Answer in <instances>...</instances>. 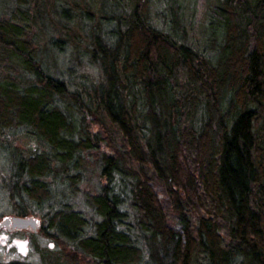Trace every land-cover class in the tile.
I'll return each mask as SVG.
<instances>
[{
  "label": "trees",
  "instance_id": "1",
  "mask_svg": "<svg viewBox=\"0 0 264 264\" xmlns=\"http://www.w3.org/2000/svg\"><path fill=\"white\" fill-rule=\"evenodd\" d=\"M150 1H0L5 190L16 214L46 206L68 261L264 264V0H207L194 21L192 0ZM63 42L66 76L45 63ZM96 168L91 215L62 207Z\"/></svg>",
  "mask_w": 264,
  "mask_h": 264
},
{
  "label": "rangeland",
  "instance_id": "2",
  "mask_svg": "<svg viewBox=\"0 0 264 264\" xmlns=\"http://www.w3.org/2000/svg\"><path fill=\"white\" fill-rule=\"evenodd\" d=\"M161 1L162 0L150 1L152 15L156 16V11H159L161 7ZM205 2H207V0H192L189 2L188 10H190L189 12L191 13V21H194L196 16L200 14L201 6ZM180 9L181 11L186 9L184 3H182ZM52 37L63 38L62 34L57 31L51 34V38ZM61 46L63 47H55L53 51L51 50L48 53L45 63L49 69L55 70L58 74L60 73L61 76H66V68L74 63V55L71 53L70 44L63 42ZM73 68L74 70L90 73V75L97 73V68L91 65L86 57H82L81 61L75 67L73 65ZM18 133L17 131H11L10 133V139L13 140L11 142L12 146L16 148H27L32 144V141L18 136ZM11 151L12 149L8 146L0 147V220L6 216L16 215V210L20 209V204H16L19 201L11 199L5 190L6 182H10L8 176L11 172ZM102 183L103 179L99 174V169L96 168L94 171L87 174L78 184V191L76 193L63 197L61 203H59L62 207L78 209L86 216H89L91 215V209L85 203L84 194L86 191H97ZM58 197L59 194L56 195V199ZM46 211V206L39 209L34 204L27 206L26 211H24L26 212L25 216L31 215L37 219L36 231L30 228L8 230L5 226L0 227V262L22 260L29 264H88L83 261H68L66 257L68 256L67 253L69 254L70 252L69 247H67L62 240L46 234V230L51 233V230H49L46 225Z\"/></svg>",
  "mask_w": 264,
  "mask_h": 264
},
{
  "label": "water",
  "instance_id": "3",
  "mask_svg": "<svg viewBox=\"0 0 264 264\" xmlns=\"http://www.w3.org/2000/svg\"><path fill=\"white\" fill-rule=\"evenodd\" d=\"M5 226L8 230L30 228L37 230V219L33 216L11 215L0 220V227Z\"/></svg>",
  "mask_w": 264,
  "mask_h": 264
}]
</instances>
